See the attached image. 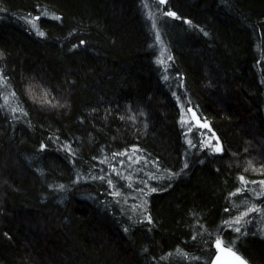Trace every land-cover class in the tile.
Here are the masks:
<instances>
[{
	"label": "trees",
	"instance_id": "16d2710c",
	"mask_svg": "<svg viewBox=\"0 0 264 264\" xmlns=\"http://www.w3.org/2000/svg\"><path fill=\"white\" fill-rule=\"evenodd\" d=\"M262 182L264 0H0V264H264Z\"/></svg>",
	"mask_w": 264,
	"mask_h": 264
},
{
	"label": "water",
	"instance_id": "95a60500",
	"mask_svg": "<svg viewBox=\"0 0 264 264\" xmlns=\"http://www.w3.org/2000/svg\"><path fill=\"white\" fill-rule=\"evenodd\" d=\"M196 128H201L200 118L198 114L193 111L191 113ZM239 257V259H237ZM243 261L244 264H250L241 254H239L233 248L227 247L221 243L218 248L216 246V253L211 260L210 264H240Z\"/></svg>",
	"mask_w": 264,
	"mask_h": 264
},
{
	"label": "rangeland",
	"instance_id": "374dc122",
	"mask_svg": "<svg viewBox=\"0 0 264 264\" xmlns=\"http://www.w3.org/2000/svg\"><path fill=\"white\" fill-rule=\"evenodd\" d=\"M163 2H164V0H163ZM194 110H192L191 108H189L188 110H186V112H185V115H186V123L188 124H191L193 127H195L196 128V126H195V123H194V121H193V118H192V115H191V113L193 112ZM199 116V115H198ZM199 118H200V123H201V128H199V129H202V130H204V131H206V130H209L210 129V127H209V123L207 122V120H204L202 117H200L199 116ZM208 140V142H211L212 141V138H208L207 139ZM219 147L220 148V146H219V143H217V145H215L214 146V150H215V148L216 147ZM220 151H221V149H220ZM220 151H217V152H220Z\"/></svg>",
	"mask_w": 264,
	"mask_h": 264
},
{
	"label": "snow or ice",
	"instance_id": "6c2138e0",
	"mask_svg": "<svg viewBox=\"0 0 264 264\" xmlns=\"http://www.w3.org/2000/svg\"><path fill=\"white\" fill-rule=\"evenodd\" d=\"M161 2H163V0H161ZM169 15H175V13H168ZM56 19H59V17H56ZM40 35H43V33H40ZM216 151H220V148L217 146L215 148ZM241 179L243 180V177H241ZM264 183V182H262ZM153 191H155V189H153ZM251 211H256V209H251ZM237 223H239V220L236 221ZM236 231H239V229L237 228ZM216 246L219 248L221 246V241L217 240L216 241ZM237 259H239V257H237ZM240 264H244L243 261L240 262Z\"/></svg>",
	"mask_w": 264,
	"mask_h": 264
}]
</instances>
